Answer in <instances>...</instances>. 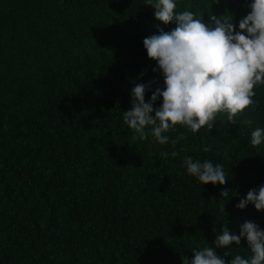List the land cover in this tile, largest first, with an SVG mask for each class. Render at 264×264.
I'll return each instance as SVG.
<instances>
[{
  "label": "trees",
  "instance_id": "1",
  "mask_svg": "<svg viewBox=\"0 0 264 264\" xmlns=\"http://www.w3.org/2000/svg\"><path fill=\"white\" fill-rule=\"evenodd\" d=\"M253 2L176 0V12L229 15L239 31ZM154 13L146 0H0V264H183L204 247L226 264L251 257L246 238L215 241L247 221L264 230V212L236 207L264 186V143L250 142L264 129V85L234 123L220 113L212 130H170L166 145L151 126L133 139V87L156 81L146 102L164 87L143 41L176 27ZM188 156L222 165L227 183H200Z\"/></svg>",
  "mask_w": 264,
  "mask_h": 264
},
{
  "label": "clouds",
  "instance_id": "2",
  "mask_svg": "<svg viewBox=\"0 0 264 264\" xmlns=\"http://www.w3.org/2000/svg\"><path fill=\"white\" fill-rule=\"evenodd\" d=\"M146 2L155 8L157 21L164 25L175 23L176 27L170 32L160 28L158 35L143 41L148 58L156 61L162 71L164 87L152 92L150 102H146L145 95L156 81L133 87L132 107L123 112L124 123L134 133L133 139H147L146 129L151 126L155 141L166 145L169 137L165 133L170 130L177 126L186 127L194 134L205 127L212 130L220 113H226L234 123L235 117L256 103L254 88L264 85V0L251 3L250 13L239 21V31L229 15L212 16V23L206 24L191 11L176 12V0ZM161 97L162 105L155 108ZM179 139L182 137L171 141L173 147ZM250 142L252 146L264 143V129L252 131ZM161 155L167 158L168 153ZM171 155L175 158L178 153L173 151ZM184 165L188 174L203 185L227 183L220 164L188 156ZM228 195V191L221 193L222 198ZM249 204L264 212V186L249 190L236 207L244 210ZM242 237L247 239L252 255L250 258L236 255L230 264H264V230L254 222H245L239 235L230 233L225 226L217 236L215 247L239 245ZM193 254L194 259L183 260V264H226L213 247L193 250ZM229 255L230 252L225 253Z\"/></svg>",
  "mask_w": 264,
  "mask_h": 264
}]
</instances>
